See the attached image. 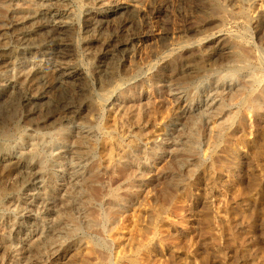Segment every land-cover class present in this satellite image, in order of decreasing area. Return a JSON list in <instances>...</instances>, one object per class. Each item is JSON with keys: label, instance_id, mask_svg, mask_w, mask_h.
<instances>
[{"label": "rangeland", "instance_id": "374dc122", "mask_svg": "<svg viewBox=\"0 0 264 264\" xmlns=\"http://www.w3.org/2000/svg\"><path fill=\"white\" fill-rule=\"evenodd\" d=\"M212 1L215 9L208 13L202 7L210 0H0V90L24 82L22 87L34 93L39 86L32 75L42 69L52 74L53 60L24 51L62 41L39 34L53 16L72 29L64 66L84 73L99 103L93 116L76 113L64 122L53 120L56 108L43 116L46 124L37 113L39 118H25V108L11 113L6 127L16 130L0 134V155L24 158L28 172L0 164V264H264V0ZM123 7L136 13L129 19ZM218 8L223 15L216 14ZM104 10L110 23L90 27ZM115 44L121 48L107 69L95 53L109 52ZM227 45L242 59H228L221 52ZM185 51L199 61L201 72L167 73L168 59ZM98 69L115 78L106 89L98 82ZM234 80L246 87L235 89ZM122 88L145 89L135 97L151 138L141 139V150L154 153L143 164L142 189L131 195L119 190L126 220L117 232L124 240L112 239L109 222L100 225L88 215L91 208L105 212L108 196L89 205L79 198L86 168L97 158L95 151L90 161L79 153L100 138L102 118ZM119 181L111 185L103 175L94 184L123 187ZM103 225L106 231H93Z\"/></svg>", "mask_w": 264, "mask_h": 264}, {"label": "bare ground", "instance_id": "6f19581e", "mask_svg": "<svg viewBox=\"0 0 264 264\" xmlns=\"http://www.w3.org/2000/svg\"><path fill=\"white\" fill-rule=\"evenodd\" d=\"M208 2H209V0H208ZM212 2L213 1L210 0V5L211 6L209 5V7H207V6L202 7V10L203 11L205 10L206 12L211 13L213 11V9H215L214 8V4ZM153 7H155V6H153ZM197 7H198V5H197ZM218 7H220V6H218ZM132 8L130 9L129 7H123L121 13L127 14L128 18L131 15L133 17V15L136 13V11L132 10ZM216 9H217V7H216ZM108 11L109 10H104L103 12H98L96 15H94L93 20L91 22L92 26H90V27H93V29L98 30L102 26H104L105 23L109 24L110 22H109L108 19L110 17H109L108 14H106ZM216 11H217L216 14H218V15H223L224 14V11L221 8H218V10H216ZM212 14H214V13H212ZM261 15L264 17V11L261 13ZM29 16L30 15H28V17ZM112 17H114V16H112ZM21 18L23 19V17H21ZM34 19H35V17H33L31 20H34ZM117 19H118V17H117ZM42 20L44 21V19H42ZM262 20H263V18H262ZM123 21L124 20L122 19V22ZM19 22H20V20H19ZM135 22H136V19H135ZM183 27H184V25H183ZM105 28H106V26H105ZM112 29H114V28H112ZM14 30H16V29H14ZM71 31H72V29L70 28V26H68L66 24H63V21H60V20L55 21L53 16H52L51 18H49V20L46 23H43V25L41 26V29L39 31V34H41L42 38H46V37H49V36H52V38H53V36H59L60 38H62V41H59L55 46H52V47L42 46V47L36 49L33 46H30V48H28L27 51H24V52H28V53H32V54H34V53H42L45 57L47 56V58H49L50 60H53L51 64H53L52 66H54V68L52 69V74H50L51 77H50L49 73L46 72L47 70L45 71V69H42V70L38 71L36 74L32 75L33 76V79H31V81H33L32 83L34 85H36V86H39L38 90L36 92H34V93L29 92V90H27L28 88L24 89L25 86H24V88L22 87L25 84L24 82H23L22 86L20 84H17L16 82H15L16 84H10V85L5 86V87L3 86V88L0 90V134L1 135L10 136L16 130V127L8 129L6 127V125H7V123H10L11 120H13L14 116H12L11 113L15 112V114H17L18 111H20L21 109H24V108H25L24 109V117L27 118V119L37 118L38 116L39 117H41V116L43 117L44 115H46L48 113L50 108H56L57 116H55L56 118L54 117L53 120H58L59 122H60L61 119L62 120L64 119L66 121L70 120L72 115H74L76 113H82L83 112V113H85L87 115V117H90V116H93V114H95L98 111V109H99V105L98 104L99 103L97 104L94 101L93 96H92L91 92L88 89V81H87V78L85 77L84 73L82 71H80L79 69L74 68L75 66L74 67H68V65L64 66V62L63 61H64V59H66L67 56H69V52H70L69 43L67 42L66 38L69 37V35H71ZM105 31H107V30H105ZM35 32H36V30H35ZM19 36H20V34H19ZM131 36H132V34H131ZM163 36H164V34H163ZM167 36H168V34H167ZM48 39H51V37L48 38ZM105 40H106V38H105ZM105 40H104V42H105ZM118 40H120V39H118ZM114 41H116V40H114ZM88 42H91L93 45L95 44V40L94 39H91V41H88ZM121 42H123V41H121ZM24 43H26V42H24ZM98 43H99V41H98ZM111 44H113V43H111ZM23 46H27V45L25 44ZM114 46L115 47L113 49H110L109 52L107 50L106 52L95 53V55L97 54L96 55L97 58H100L102 61H105V63H106L105 65H106L107 69L113 68V64H112L111 61L114 58V56L116 55V51L119 50L118 48L121 46V44H118V45L115 44ZM128 46H130V45H127V47ZM122 47H123V45H122ZM216 48H218V46L215 47V49ZM220 48H222V47H220ZM237 48H238V46H237ZM125 49H127V48H124L123 50H125ZM212 50H213V48H212ZM214 52H215V50H214ZM221 52L222 53L225 52L226 53L225 55H227V57L230 56V57L236 58L237 60H241L242 59V55L237 53L231 46L227 45L225 48L223 47ZM219 57H220V55H219ZM230 57H228V59ZM71 58H72V56H71ZM192 59H193V55H191L189 51H185L184 53H182L180 55H176V56L171 57L170 59H168V61L164 65V69L167 71V73L168 72L172 73L173 76H182L184 74L185 75H191V74L200 73L201 69H202V66L201 67L199 66V64H198L199 61L198 60L196 62H193ZM42 60H44V59H42ZM71 61H72V59H71ZM212 63H210V64H212ZM66 64H68V62ZM44 65H46V64H44ZM45 67H47V66H45ZM104 71H106V70L104 69ZM202 71H205V69L202 70ZM164 73H165V71H164ZM97 75H98L97 78H99L98 82H100L101 88H104V89H106L110 85H112V83H113V81L115 79L113 74L111 75V73H109L108 70H107V72L103 73L100 69H98ZM232 75L235 76V73L231 74V76ZM249 76H250V74L248 75V77ZM252 76H254V75H252ZM24 78H26V77H24ZM251 78H253V77H251ZM23 80H27V79H23ZM235 81L236 80H234V86H235L234 88L235 89L236 88L238 89L240 86H245L243 84L244 81L242 83L240 82L239 84H236L237 82L235 83ZM10 83H13V82H10ZM19 83H21V81H19ZM246 84L248 86L249 82H246ZM29 85H30V83L28 84L27 87H29ZM144 90L145 89L131 90V89L122 88L120 90V92H118L119 93L118 98L115 101H113L114 103H112L113 105L107 111L106 116L104 118H102V121L100 123V132H101L100 138L98 140L92 141L86 148L85 147H82V148L80 147L81 150H82L79 153L81 158L83 157V159H86V160L90 161L91 160L90 157H91V155H93L92 151H95L94 153H96V157H97L95 160L91 161L89 166L86 168V175H85L86 178H85L84 185H83V186H85V188H84L83 192L79 196L80 202L85 204V205H89V204H92L94 201H96L100 196H108L109 207H108V209L106 208L105 212L99 213V211L98 212L95 211L96 210L95 208H94L95 210L93 208H91L89 213H88V215H90V216H92L94 218H97L100 221V223H98L100 225H102V220H103V222L105 221V224H106V222H109L110 225L107 228H106V225H107L106 224V225L101 226V228L93 230V231L94 232L95 231L96 232L97 231H102V230L106 231V229H108L107 232L112 237V239L124 240L126 238L124 233L117 232V230H118V228L120 226V223H122V222H124V220H126V218L122 219V217H121V216H123V214L125 212V209H123L122 204H119V201L121 200L120 199V193H119L120 191L119 190L123 188L124 191L128 195L129 194L131 195L132 192H136V190H141L142 189L143 184H141V179H142V176L144 175V171H145V169L143 168V164L145 163L146 159L149 158V156L151 154H154L153 152H151L150 155H149V153L147 154L146 152H143L141 150V139H143L145 141H148V140L151 139L150 137L148 138V136H147V134L145 132V129H146V125H145L146 123H144V118H145L144 112L145 111L142 110V103H138L135 100L136 95L139 92H143ZM249 91L250 90L248 89L247 93L245 92L246 94H248V96L246 97L247 101L245 100V102L250 104V103H252V97L249 95V93H248ZM252 91L253 90H251V92ZM234 93H236V92H234ZM238 93L241 94L242 92H238ZM229 95H230V93H229ZM224 102L220 103L219 107L221 109L225 105ZM221 105L223 107H221ZM36 113H37L38 116H35ZM187 115H185V116H187ZM87 117H85V118H87ZM149 117H148V119H149ZM47 118L48 117H43L40 120V122H42L43 124H46L49 121ZM64 120H63V122H64ZM153 123H155V122H153ZM197 129H199V128H197ZM156 131H157V129H156ZM157 135H158V133H157ZM218 137L220 139L222 137V135H218ZM218 137H217V139H218ZM190 147H193V146H190ZM76 152H78V151L76 150ZM0 164L3 166V168H8V169H11V170H15V172H16V170L20 171V172L22 171V172H25V173L28 172V169H26L27 165H26V161H25L24 158H21V159L20 158H13V157L11 158V157H8V156L0 155ZM1 172H2V169H1ZM4 173H5V171H4ZM17 173H19V172H17ZM101 174H103L105 176L107 175L110 178L111 185L112 184L115 185L114 183L117 180L118 181L119 180H124L125 185L123 187H122V185L120 187L114 186L115 188H111L109 186L107 188V186L95 185L94 183L96 181L100 180V177L103 176V175L100 176ZM22 175L23 174H21V176H19V177L22 178ZM35 175L36 174H34V177H35ZM175 177H177V176H175ZM37 179H38V177H37ZM249 180H251V179H249ZM19 182H21V181H19ZM33 182H35V181H33ZM107 184H109V183H107ZM136 199H137V195L135 196L133 201H135ZM43 203H45V202H43ZM76 206H77V203H76V205H74V204L73 205H69V207H76ZM97 210H100V209H97ZM96 213H99V215L101 217L97 216ZM130 217H131V215H130ZM89 222H88V224H89ZM127 222H128V220H127ZM124 223H123V225H124ZM89 226L92 227L93 224L89 225ZM86 227L88 228L87 225H86ZM128 228H130V225L128 226ZM129 230H131V229H129ZM128 233H126V234H128ZM69 235L72 236V235H74V233L73 232H69Z\"/></svg>", "mask_w": 264, "mask_h": 264}]
</instances>
